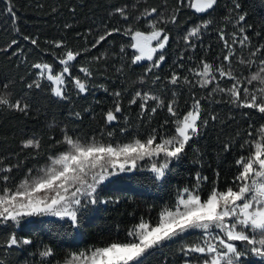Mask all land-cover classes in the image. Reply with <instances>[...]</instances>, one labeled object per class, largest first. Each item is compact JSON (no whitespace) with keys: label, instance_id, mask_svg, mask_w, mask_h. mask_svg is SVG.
Listing matches in <instances>:
<instances>
[{"label":"trees","instance_id":"obj_1","mask_svg":"<svg viewBox=\"0 0 264 264\" xmlns=\"http://www.w3.org/2000/svg\"><path fill=\"white\" fill-rule=\"evenodd\" d=\"M191 2L11 0L17 16L13 23L6 11L8 3L0 0V95L7 94L12 101L20 100L29 105L27 114L0 106V169L15 166L11 173H6L11 178L8 181L9 187L14 188L26 176L31 178L42 175L40 170L50 164V156L67 151L68 146L63 143L65 132L81 143L93 140L119 143L133 138L146 139L155 129L159 142V136L175 134L174 121L182 119L191 108L194 98L201 100L203 118L209 119V125L189 142L180 160L170 164V171L163 181L154 182L151 173L143 170L112 178L110 183H106L101 198L119 200V203L97 204L90 208L81 216L79 228H73L67 218L57 216L29 217L19 227L0 225V264H40L42 258L39 253L45 246L53 250V255L43 258L44 264H64L65 259L72 254L83 252L90 255L89 250L97 247L112 242H127L130 239L127 236L128 230L139 223L141 218L155 226L162 210L174 209L183 189H192L196 185L197 172L208 177L207 181L199 185L202 199L207 198L213 187L223 191L233 186L234 177L238 173L235 162L240 156L249 154L248 146L241 148V145L249 139V131L253 132V138H259L257 129L264 124V117L253 110L234 107L227 102L229 97L224 93L217 91L211 96L209 93L217 84L222 88L232 85L231 80L227 77L221 79L216 72V67L222 64L226 71L229 70L228 62L223 61L228 49L220 39L221 30L229 44L236 39V43L232 44L234 56L230 65L234 75L250 90L264 87L258 81L247 84V79L259 71V61L264 58V52L258 53L256 57L251 56L255 48L264 45V0H237L241 5L239 9L234 7V0H217L214 9L206 13H197L190 6ZM117 8L125 9L129 16L127 21L116 12ZM151 8H156L160 15L153 14L145 18L143 14ZM177 8L180 9L177 23L159 25L170 36L164 52L166 60L147 76L144 73L149 61L132 65L134 50L127 47L125 53L120 52L122 45H130V36L117 33L95 49L91 48L98 35L106 29L120 28L123 32L131 27L134 31L148 32L152 30L148 19L163 21L170 18ZM239 15H244L245 20L239 21ZM205 20H211L212 23L202 29L198 38H192L195 47L185 43L183 37L188 30L202 25ZM25 35L36 39L38 46L25 41ZM244 35L249 40L242 46L239 41ZM13 39L17 40L16 45H11ZM61 40L66 48L82 53L73 62L72 75L83 78V73L79 72L81 66L88 67L93 73L86 94H77L69 84L67 100L52 96L46 81L42 82L41 89L27 87L36 78L35 70L30 67L32 63L49 62L54 64V71L61 69L53 53L60 55L65 49H55L49 43ZM98 56L103 58L96 60ZM241 59L252 63L242 64ZM202 60L213 64V71L216 72V79L206 88L200 87L194 74V71L202 70ZM173 72L180 76L177 85L169 83ZM184 77H188L187 84L184 83ZM5 83L8 84L7 89L2 87ZM104 88L108 91H104ZM117 91L121 93L119 98L114 96ZM136 91L155 95L165 105L174 101L179 116H171L166 106L151 113V107L155 106L151 101L148 112L141 115L138 104H129ZM117 99L123 111L118 114L117 121L106 124L104 115L114 107ZM245 112L250 115L245 117ZM76 113H80L79 118ZM212 115L219 119L211 121ZM124 117L128 118L127 121ZM249 124L252 125L251 129ZM122 127L127 129L125 133L120 131ZM108 132L112 133V137H108ZM27 139L38 140L39 149L23 148L22 144ZM225 142L231 145L228 151L224 150ZM29 169H32L31 174ZM3 183L0 181V186ZM13 231L18 238H29L33 243L8 248L3 242ZM200 237V232L192 231L168 242L149 255L145 264H182L184 258L178 249L189 242L199 241ZM235 243L242 247L239 242ZM243 264H264V259L249 255L243 258Z\"/></svg>","mask_w":264,"mask_h":264},{"label":"snow or ice","instance_id":"obj_2","mask_svg":"<svg viewBox=\"0 0 264 264\" xmlns=\"http://www.w3.org/2000/svg\"><path fill=\"white\" fill-rule=\"evenodd\" d=\"M6 3H8L6 11L15 23L17 16L14 5L11 0H6ZM216 4L217 0H192L190 6L197 13H206L214 9ZM234 7L236 9L241 7L237 0H234ZM179 11L180 9L177 8L170 18L163 21L148 19V25L152 29L148 32L134 31L131 27L124 29L123 32L120 28L106 29L104 33L98 35L91 48L95 49L101 42L117 33L130 36V45H122L120 52L125 53L127 47L134 50L132 65L149 61L144 73L147 76L154 69L160 68L166 60L164 52L167 50L170 36L165 28L159 25L177 23ZM116 12L123 20L129 19L125 9L117 8ZM153 14L160 15L156 8L146 10L143 15L145 18H150ZM238 20L244 21L245 16L239 15ZM211 23V20H205L202 25L189 29L183 37L185 43L194 48L192 38H198L202 29L207 28ZM65 27L69 26L65 25ZM240 31L243 33L244 30L241 28ZM23 39L30 41L33 46H38L36 39L27 35ZM220 39L228 49L223 61L228 62L229 70L226 71L222 64L216 67V72L221 79L227 77L231 80L232 85L229 88H222L217 84L209 96L217 91L224 93L229 97L227 101L229 104L237 108L253 110L264 117V87L250 90L249 87L244 86L230 67L234 56L232 44L236 43V39L229 44L223 30L220 32ZM248 40L249 37L244 35L239 42L243 46ZM49 43L55 49H65L60 55L53 53L54 60L62 67L60 71H54L53 63L44 61L32 63L30 67L35 70L36 78L27 87L41 89L42 82L46 81L51 95L60 100L69 98L67 95L69 84L77 94H86L89 91L88 81L93 73L88 67L81 66L79 72L83 73V78L72 75L73 62L77 61L82 53L66 48L62 40ZM16 44L17 40L13 39L11 45ZM261 52H264V45L255 48L251 56L256 57ZM102 58V56L95 57L96 60ZM180 59L182 61L183 56ZM240 63L251 65L252 62L241 59ZM259 63L260 69L247 79L248 85L253 81L264 85V58H261ZM201 64V71L193 69L189 71H194L197 83L201 88H206L216 79V72L213 71V64L204 60ZM155 79L159 80V77ZM169 83L179 84L180 76L173 72ZM184 83H188V77H184ZM2 87L7 89L8 84L5 83ZM104 91L107 92L108 89L104 88ZM120 95L119 91L114 93L117 98ZM150 101L155 105L151 107V113L154 114L158 108L166 106L171 116H179L174 101L165 105L163 100L148 92L136 91L129 104H138L141 115H144L148 112ZM0 106L24 114H27L29 108L28 103H22L20 100L12 101L7 94L0 95ZM122 111V105L117 99L114 107L105 113V123L112 124L117 121L118 114ZM75 115L77 118L80 117V113ZM243 115L248 117L250 113L245 112ZM124 119L127 121L128 118L124 117ZM210 119L214 122L219 117L212 115ZM174 123L175 134L169 137L159 136V142L155 129L146 139L133 138L128 142L119 143L103 140L81 143L65 132L63 143L67 144L68 150L50 156V164L40 170L42 175L31 178L26 176L14 188L8 186L11 178L6 173H11L15 166L0 169V181L4 182L0 186V225L19 227L22 221L29 217L57 216L61 219L67 218L73 228H79L81 216L90 208L97 204L119 203V200L101 198V193L106 190V183H110L112 178L143 170L151 173L154 182L163 181L170 171V164L180 160L189 142L198 137L203 128L209 125V119L203 118L201 100L194 98L191 108L186 111L182 119L178 118ZM248 127L251 129L252 125L249 124ZM120 131L125 133L127 129L122 127ZM257 134L259 138H253V132L249 131L247 133L249 139L241 145V148L248 146L249 154L242 155L236 160L238 173L234 177L233 186H228L223 191L213 187L207 198L202 199L198 191L199 185L207 181L208 177L201 176L200 172H197L196 185L192 189L184 188L177 198L175 210H162L155 226L141 218L139 223L128 230L127 236L130 239L127 242H112L97 247L89 250L90 255L83 252L72 254L70 258L65 259L64 264H145L147 257L156 250L192 231L200 232L201 237L199 241L189 242L178 249L184 258L182 264H193V261L195 264H243V258L249 255L264 259V124L257 129ZM107 135L112 137L111 132ZM22 147L39 149L40 143L35 139H27ZM223 147L228 151L231 145L225 142ZM28 171L29 174L32 173V169ZM234 242H240L242 247H238ZM32 243L29 238H18L15 231L3 242L8 248ZM39 255L42 258L40 264H44L43 258L51 257L53 250L45 246Z\"/></svg>","mask_w":264,"mask_h":264},{"label":"rangeland","instance_id":"obj_3","mask_svg":"<svg viewBox=\"0 0 264 264\" xmlns=\"http://www.w3.org/2000/svg\"><path fill=\"white\" fill-rule=\"evenodd\" d=\"M146 61V60H145ZM142 62V61H141ZM58 71H60V70H58ZM69 89H70V86L68 87V91H69ZM171 210H175V208L174 209H171ZM235 243V242H234ZM239 244H240V242H239ZM241 245V244H240Z\"/></svg>","mask_w":264,"mask_h":264}]
</instances>
